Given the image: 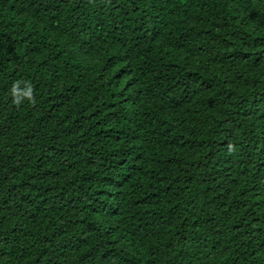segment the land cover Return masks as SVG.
<instances>
[{
    "label": "trees",
    "instance_id": "16d2710c",
    "mask_svg": "<svg viewBox=\"0 0 264 264\" xmlns=\"http://www.w3.org/2000/svg\"><path fill=\"white\" fill-rule=\"evenodd\" d=\"M0 264H264V0H0Z\"/></svg>",
    "mask_w": 264,
    "mask_h": 264
},
{
    "label": "clouds",
    "instance_id": "9594fccd",
    "mask_svg": "<svg viewBox=\"0 0 264 264\" xmlns=\"http://www.w3.org/2000/svg\"><path fill=\"white\" fill-rule=\"evenodd\" d=\"M13 91H14V93L16 91V86L15 85L13 87ZM22 96H23V98L27 99L30 103H33V104L35 103V100L33 98V89H32V87L30 85L23 92ZM13 103H20V100L14 97Z\"/></svg>",
    "mask_w": 264,
    "mask_h": 264
}]
</instances>
